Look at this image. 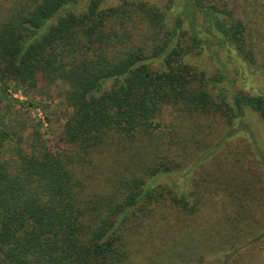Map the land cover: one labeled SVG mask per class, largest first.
<instances>
[{
  "label": "trees",
  "instance_id": "16d2710c",
  "mask_svg": "<svg viewBox=\"0 0 264 264\" xmlns=\"http://www.w3.org/2000/svg\"><path fill=\"white\" fill-rule=\"evenodd\" d=\"M110 1L0 0V76L39 97L56 89L73 110L56 142L37 133L25 149V121L0 94V264H131L132 223L201 204L192 188L160 181L191 142L175 120L230 128L251 109L264 122V94L230 92L224 70L193 61L214 46L247 70L264 54V38L228 3ZM120 150L125 166L90 190L89 167Z\"/></svg>",
  "mask_w": 264,
  "mask_h": 264
},
{
  "label": "rangeland",
  "instance_id": "374dc122",
  "mask_svg": "<svg viewBox=\"0 0 264 264\" xmlns=\"http://www.w3.org/2000/svg\"><path fill=\"white\" fill-rule=\"evenodd\" d=\"M148 1L161 8L170 3ZM215 1L228 3L235 15L249 24L254 37L264 38V0ZM87 2L82 0V5ZM176 2L180 4V0ZM231 55L213 46L195 55L193 61L210 75L224 70L228 74L224 85L230 92L244 88L264 94V54H258L247 70ZM0 83V94L3 89L7 92L5 103L13 106L15 117L25 121L23 147L29 149L37 133L56 142L66 116L73 111L56 89L50 97H39L1 76ZM216 119L181 116L175 120L180 134L186 132L183 136L191 142L187 157L180 158L182 166L160 181L192 188L201 204L194 214L167 210L171 213L167 221L143 217L132 223L131 264H264V122L249 109L244 119H236V125L230 127L236 129L245 120V130L227 137L230 128L222 119ZM11 154L8 151L7 156ZM127 161V152L120 150L97 171L89 167L90 190H104V183Z\"/></svg>",
  "mask_w": 264,
  "mask_h": 264
},
{
  "label": "built area",
  "instance_id": "2783aa9c",
  "mask_svg": "<svg viewBox=\"0 0 264 264\" xmlns=\"http://www.w3.org/2000/svg\"><path fill=\"white\" fill-rule=\"evenodd\" d=\"M0 86H1V83H0ZM9 91L14 95V96H19L18 95V93H14L13 91H12V89L11 88H9ZM40 110V109H39ZM41 112V111H40ZM41 116H42V113H39ZM44 121H45V119H44Z\"/></svg>",
  "mask_w": 264,
  "mask_h": 264
}]
</instances>
